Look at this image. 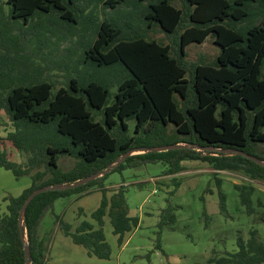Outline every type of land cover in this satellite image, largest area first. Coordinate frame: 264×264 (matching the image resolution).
I'll list each match as a JSON object with an SVG mask.
<instances>
[{"label":"trees","instance_id":"16d2710c","mask_svg":"<svg viewBox=\"0 0 264 264\" xmlns=\"http://www.w3.org/2000/svg\"><path fill=\"white\" fill-rule=\"evenodd\" d=\"M127 8L123 20L110 14ZM44 15L45 25L37 24ZM84 31L91 32L90 48L71 65L64 54L72 43L79 46ZM156 33L164 38H154ZM209 36L221 48L215 62L189 61L187 47ZM70 65L86 73L72 77L69 88H58L63 75L55 79L54 73ZM111 72L120 77L108 76ZM0 118L7 128L0 135V170L32 181L19 196L5 197V207L0 204V264H27V246L30 264H49V246L40 233L45 217L57 201L94 191L102 194L91 214L95 223L83 221L73 230L58 215L59 227L90 256L110 259L106 217L120 246L140 226L130 214L129 186L111 196L106 188L112 173L126 169L161 163L163 175L175 176L187 162L207 163L224 213L220 172L264 182V165L247 157L264 162L257 147L264 144V0H0ZM59 137L67 140L56 143ZM162 146L182 147L150 151ZM17 155L25 161L15 162ZM60 158H73L75 165L63 171ZM109 168L85 184L37 195L22 217L36 191L74 185ZM234 189L246 215L264 224L256 188ZM176 210L169 202L161 211L156 249L163 230L175 229ZM236 244V252L214 253L207 264H264L258 229L249 231L248 240L238 234Z\"/></svg>","mask_w":264,"mask_h":264},{"label":"rangeland","instance_id":"374dc122","mask_svg":"<svg viewBox=\"0 0 264 264\" xmlns=\"http://www.w3.org/2000/svg\"><path fill=\"white\" fill-rule=\"evenodd\" d=\"M130 8L122 13L112 12V17L123 20ZM109 15V14H108ZM97 17L103 20L105 14L97 9ZM47 16L36 18L37 24L45 25ZM31 26V25H30ZM156 39H163L161 33L153 34ZM76 41L67 48L65 57L77 60L80 54L88 50L91 32L84 31ZM65 46H63L64 48ZM30 49H32L30 47ZM47 49H45L46 51ZM44 51V52H45ZM187 59L191 62L213 64L221 52V48L209 36L202 44L193 43L186 49ZM67 59V62H68ZM70 65V66H71ZM110 72V71H109ZM86 73L85 67L78 69L71 66L66 71L55 72L61 86L69 88L72 77ZM47 75H51L48 72ZM101 74H95V78ZM108 76L119 78L120 74L111 72ZM51 78V76H50ZM57 88L53 89L55 94ZM4 119L0 118V135L6 134ZM129 134L134 135L135 122L128 123ZM59 137L56 143L66 141ZM258 152H264V144H258ZM134 152L133 154H137ZM15 162L25 161V157L17 155ZM73 158H60L59 166L66 171L75 165ZM186 170L175 175H163L166 166L161 163L144 165L134 169H126L122 173H112L106 181V188L112 195L121 185L128 184L126 198L131 216L140 219V226L128 234L126 242L120 246L108 217L105 219L104 232L111 247V257L108 260L90 256L83 247L73 243L66 237L59 227L57 216L63 217L70 223L73 230L83 221L95 223L91 214L99 207L102 195L100 191L76 199L59 200L55 204L54 212L49 213L41 228V237L45 238L49 246V264H207L214 253L218 256L226 252H236L238 234L245 240L249 238L252 228L258 229L264 237V224L254 223L248 217L240 204L235 184H252L256 188L255 200L264 202V182L252 181L241 172H220L218 178L222 180V190L227 196L226 212L220 211L218 186L213 177V170L207 163L187 162ZM176 183H180L176 187ZM29 177L16 178L12 172L0 170V200L6 196H19L22 189L30 187ZM27 187V188H28ZM212 189L213 194L207 190ZM171 205L176 206L177 223L175 229L165 228L161 234L160 247L156 249L158 240V223L161 211ZM257 204V203H256ZM82 210V211H81ZM260 210V209H259ZM81 211V212H80Z\"/></svg>","mask_w":264,"mask_h":264},{"label":"water","instance_id":"95a60500","mask_svg":"<svg viewBox=\"0 0 264 264\" xmlns=\"http://www.w3.org/2000/svg\"><path fill=\"white\" fill-rule=\"evenodd\" d=\"M181 147H182V146H162V147H158V148H152V149H150V151H158V152H161V151H166V150H170V149H174V148H181ZM125 157H126V156H124V157L120 160V162H122L123 159H124ZM247 157L250 158V159H252V160H254L255 162H257V163H259V164H263V165H264V162H262L261 160L257 159L256 157H253V156H247ZM110 169H111V168H109V169H108L106 172H104V173L96 174L95 176L89 177V178H87V179H85V180H83V181H81V182H79V183H77V184H74V185H62V184H56V185H54V186L46 187V188H43V189H40V190L36 191L35 193H33V194L28 198L26 204L24 205L23 210H22V212H21L22 217H23L24 212H25V210L27 209L28 205L30 204L31 200H32L33 198H35L37 195H39V194H41V193H44V192H46V191H49V190H61V189H71V188H74V187H76V186H78V185H80V184H85V183L89 182L90 180H93V179H95V178H98V177L104 175L105 173L110 172ZM20 223H21V225L23 224V219H22V218H21V220H20ZM21 235H22V237H24V229H23V227H21ZM25 241H26V239H25ZM26 257H27V264H30V251H29L28 246H27V249H26Z\"/></svg>","mask_w":264,"mask_h":264},{"label":"crops","instance_id":"0c3cea01","mask_svg":"<svg viewBox=\"0 0 264 264\" xmlns=\"http://www.w3.org/2000/svg\"><path fill=\"white\" fill-rule=\"evenodd\" d=\"M122 186H128V184L125 183V184H123ZM27 187H28V186H27ZM27 187H26L25 189H27ZM28 188H29V187H28ZM25 189H22L21 193H22ZM21 193H20V194H21ZM112 194H113V193H112ZM101 195H102V194H101ZM6 197H8V196H6ZM4 198H5V197H4ZM4 198H3V199H4ZM3 199L0 200V204L2 203V204H3V207H5V206L7 205V203H3Z\"/></svg>","mask_w":264,"mask_h":264}]
</instances>
